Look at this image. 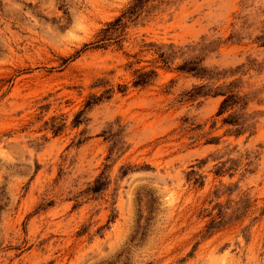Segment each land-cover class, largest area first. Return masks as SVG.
I'll use <instances>...</instances> for the list:
<instances>
[{
	"label": "rangeland",
	"instance_id": "374dc122",
	"mask_svg": "<svg viewBox=\"0 0 264 264\" xmlns=\"http://www.w3.org/2000/svg\"><path fill=\"white\" fill-rule=\"evenodd\" d=\"M131 1L0 0V264H264V0Z\"/></svg>",
	"mask_w": 264,
	"mask_h": 264
},
{
	"label": "trees",
	"instance_id": "16d2710c",
	"mask_svg": "<svg viewBox=\"0 0 264 264\" xmlns=\"http://www.w3.org/2000/svg\"><path fill=\"white\" fill-rule=\"evenodd\" d=\"M156 0H132L127 8L112 22L107 23L104 29L100 30L98 33V40L93 44L95 45V49H107L112 45H116L120 47L123 37L125 36V31L130 25H137L140 20L144 17V15L148 14L150 10L154 9V7L149 6L151 3ZM152 46V45H151ZM155 47V46H154ZM157 49L158 59L164 64L167 65L172 59L171 55L164 53L161 51V48L155 47ZM200 63L198 62H188L184 63L182 66L178 67L176 70L182 73L192 74L193 76L205 79L209 78L207 76L208 72L201 68ZM154 72L148 73H139L137 76V80L133 83L134 87H144L149 84L151 79L155 77ZM228 86L223 91L221 89H217L214 92L208 91L201 96H207L212 94L213 96H220L223 98V101L220 104L219 110L217 112V116H221L224 113L232 110L233 108H238L237 112L229 115L226 119L223 120V124L231 126L234 130L230 133H233L234 136L239 137L243 135L245 132L250 130V127L246 126L245 115L239 114V112L244 111L245 103H242L245 98H239L236 94H233L231 91H228ZM203 87L197 89L198 91H202ZM252 134V131H250ZM222 166V165H221ZM221 172L220 168L217 170V174ZM221 174V173H220ZM105 178L100 176L95 182L92 188L88 189L86 193L88 195H94L103 191L107 183L105 182ZM220 220L222 219L219 214L218 217ZM222 221V220H221ZM217 225V224H213ZM214 228V227H211ZM209 229V228H208Z\"/></svg>",
	"mask_w": 264,
	"mask_h": 264
}]
</instances>
